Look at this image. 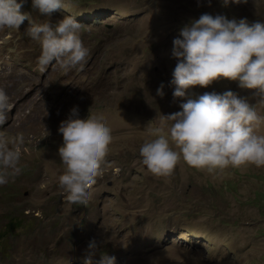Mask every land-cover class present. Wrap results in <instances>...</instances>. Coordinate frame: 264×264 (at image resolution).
Listing matches in <instances>:
<instances>
[{
    "label": "rangeland",
    "instance_id": "374dc122",
    "mask_svg": "<svg viewBox=\"0 0 264 264\" xmlns=\"http://www.w3.org/2000/svg\"><path fill=\"white\" fill-rule=\"evenodd\" d=\"M0 264H264V0H0Z\"/></svg>",
    "mask_w": 264,
    "mask_h": 264
},
{
    "label": "trees",
    "instance_id": "16d2710c",
    "mask_svg": "<svg viewBox=\"0 0 264 264\" xmlns=\"http://www.w3.org/2000/svg\"><path fill=\"white\" fill-rule=\"evenodd\" d=\"M17 224H18V222H14V223H13V225H12V226H13V228H14V230H13V231H15V230H17V229H18V228L16 227V226H17ZM7 225H8V226H9V225H11V224H10V222H8V223H7Z\"/></svg>",
    "mask_w": 264,
    "mask_h": 264
}]
</instances>
